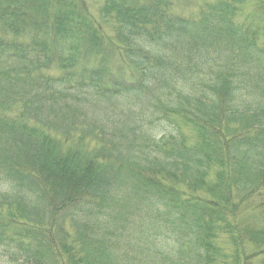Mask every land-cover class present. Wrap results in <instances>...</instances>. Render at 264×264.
<instances>
[{"label": "trees", "instance_id": "1", "mask_svg": "<svg viewBox=\"0 0 264 264\" xmlns=\"http://www.w3.org/2000/svg\"><path fill=\"white\" fill-rule=\"evenodd\" d=\"M176 1L0 0L1 262L264 264V0Z\"/></svg>", "mask_w": 264, "mask_h": 264}, {"label": "rangeland", "instance_id": "2", "mask_svg": "<svg viewBox=\"0 0 264 264\" xmlns=\"http://www.w3.org/2000/svg\"><path fill=\"white\" fill-rule=\"evenodd\" d=\"M84 7L87 10V12L94 16L100 23H103L101 20V10L106 0H83ZM214 0H177L174 4V12L178 15L185 16L188 18H192L193 16L197 17L199 16L201 10L205 7V4L207 2H211ZM251 7L246 10V12L250 11ZM106 30L111 31V27L109 26V23L106 22V24H103ZM115 41V39L113 38ZM0 264H5L4 262H1Z\"/></svg>", "mask_w": 264, "mask_h": 264}]
</instances>
